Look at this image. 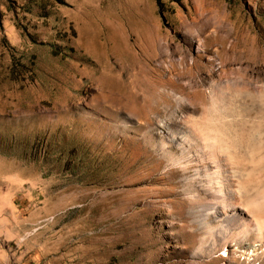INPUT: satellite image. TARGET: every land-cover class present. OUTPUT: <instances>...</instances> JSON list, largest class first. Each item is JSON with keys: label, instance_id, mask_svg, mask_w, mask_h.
<instances>
[{"label": "rangeland", "instance_id": "374dc122", "mask_svg": "<svg viewBox=\"0 0 264 264\" xmlns=\"http://www.w3.org/2000/svg\"><path fill=\"white\" fill-rule=\"evenodd\" d=\"M197 169L264 190V0H0V264H264Z\"/></svg>", "mask_w": 264, "mask_h": 264}, {"label": "bare ground", "instance_id": "6f19581e", "mask_svg": "<svg viewBox=\"0 0 264 264\" xmlns=\"http://www.w3.org/2000/svg\"><path fill=\"white\" fill-rule=\"evenodd\" d=\"M223 88L224 87L220 89L221 99L225 98V90H223ZM212 105V107H208L204 110L206 114L212 117V119L209 118L210 120H207L206 123L202 121L207 127H211V120L215 121L216 119H214V116L220 112L216 100H213ZM217 125L219 127L216 126V128L219 131L224 128H233V126L229 128L228 125L220 126L218 123ZM236 140L242 142L243 137L238 135ZM214 162L218 161L215 160ZM223 176H225V174L217 170L203 175L200 169H197L196 176L191 178V181L195 179L202 180L200 183L209 197L208 201L201 202V209L194 211L202 230L200 233L201 237H199L196 247L197 254L201 255L206 253L209 256H213L219 248L226 249L230 244H233L238 249L235 254L241 253L242 255H247L250 260L251 258L256 259L264 253V190L262 189L263 191L256 198H241L239 201L240 203L238 201L236 202V200L239 199L236 198L239 196V190L235 189L229 179ZM193 196L195 198L197 197L196 194ZM199 196L200 195H198V197ZM237 203H239V205ZM248 212L253 213L255 216L262 215L261 219L263 225L256 228V233L246 226V215ZM235 228L242 229L235 235L233 233ZM224 257H230L228 250H225Z\"/></svg>", "mask_w": 264, "mask_h": 264}]
</instances>
